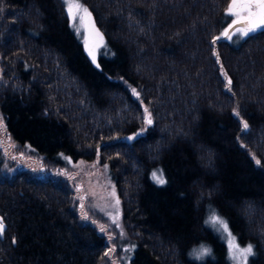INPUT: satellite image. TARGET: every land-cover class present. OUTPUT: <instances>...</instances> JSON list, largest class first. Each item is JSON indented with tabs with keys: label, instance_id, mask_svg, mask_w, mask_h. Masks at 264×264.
<instances>
[{
	"label": "trees",
	"instance_id": "obj_1",
	"mask_svg": "<svg viewBox=\"0 0 264 264\" xmlns=\"http://www.w3.org/2000/svg\"><path fill=\"white\" fill-rule=\"evenodd\" d=\"M80 1L95 64L63 0H0V264H231L213 212L264 264V32L213 43L230 0ZM95 160L120 227L77 186Z\"/></svg>",
	"mask_w": 264,
	"mask_h": 264
},
{
	"label": "snow or ice",
	"instance_id": "obj_2",
	"mask_svg": "<svg viewBox=\"0 0 264 264\" xmlns=\"http://www.w3.org/2000/svg\"><path fill=\"white\" fill-rule=\"evenodd\" d=\"M63 3L66 7L67 14L70 20L73 21V27L75 28L78 35L81 36L83 39V36L80 31V27L77 26L79 24L80 26H84L85 23L89 24L93 31H95L96 35L100 37L102 40V36H100V33L98 30L95 29V22L92 20V14L89 12V10L83 6L82 3H80V0H63ZM225 15L232 17L231 23L228 24V26L222 31L221 35L214 38L213 43H215L217 40L224 38L227 40H231L233 35H238L240 37H249L256 32H264V0H230L228 7L225 10ZM85 45L87 47V40L85 39ZM89 56L92 57V62L96 63V57L94 54V51L92 49H88ZM213 55L217 56V62L219 63V54L214 52ZM99 67V65H96ZM221 72L225 76V79L227 81V87L228 90L231 91V84L232 81L228 77L227 73L224 72L223 66L221 65ZM132 93L134 96L139 98V92L135 88L132 89ZM233 114L236 117L240 116L239 110L233 109ZM145 125L150 126L153 123L152 115L149 112L148 108H144V116H143ZM240 124L242 126V131H246L249 128V125L246 120L240 119ZM0 128H3L2 125V119H0ZM146 129H141V132L145 131ZM6 131V129H5ZM139 135V133L137 134ZM134 137H128L129 140L133 139ZM8 140L10 142V145L12 147H15L14 144H11V137H8ZM3 146V142L0 141V147ZM23 155V153H21ZM15 158V157H13ZM253 160L255 161V164L259 166L261 164V161L255 157L253 154L252 156ZM105 168H107V165H105ZM153 179L158 184H165L166 180L163 178V171L159 170V175H157L156 172H153ZM79 191V188L77 189ZM114 189H113V195H114ZM81 201H83L84 197H80ZM116 204L119 205V200H116ZM81 208L83 209V203H81ZM113 223L117 225V227H120L118 220L116 217H113ZM206 224H210L214 229L221 232V234L224 236V238L228 242V247L230 254L232 256L233 260H236L237 257L240 258L242 261V264H247V258L250 255H253V246L251 244L240 247L235 242V237L232 235L231 231L229 230L227 221H225L223 218H221L219 215L213 214L208 218V220L205 221ZM104 226H101V231H104ZM5 232V225L3 223V218H0V238L3 237ZM121 235H123V229H121ZM111 239V237H109ZM15 239H13L12 243H15ZM134 249V246H132L129 249H126L125 251L130 252ZM211 250L203 245H201L198 249H194L190 255L193 256L194 259L202 260L204 256L210 255ZM105 255H108L106 252ZM130 259V257H129Z\"/></svg>",
	"mask_w": 264,
	"mask_h": 264
},
{
	"label": "rangeland",
	"instance_id": "obj_3",
	"mask_svg": "<svg viewBox=\"0 0 264 264\" xmlns=\"http://www.w3.org/2000/svg\"><path fill=\"white\" fill-rule=\"evenodd\" d=\"M80 3L82 2L80 1ZM83 6L86 7L84 4ZM87 9L89 10V8ZM92 20H94L93 15H92ZM77 26L80 27V31L83 36L82 40L87 52L88 49H92L96 56V54L100 49V46L104 43V36H102L101 33L99 32L100 36H102V40H101L100 37L96 35L95 31H93L92 27L87 23H85L84 26H80L79 24H77ZM95 29L98 30V27L96 25H95ZM85 39L87 40V47L85 45ZM5 161L6 162L4 163L3 170L10 171L11 173H13L15 168L13 166H10L9 160L7 161L5 159ZM76 168H77L76 171L78 173L76 178L77 186L83 190V195L87 197L88 207L90 208V210L99 214H104V215L108 214L111 217V219L113 217H116L118 215V209L116 204L117 199H116L115 188H113V184L111 183L109 177L107 176V171L105 167H101L98 164L97 160H95V162L80 161L76 166ZM113 189L115 193L114 195H113ZM218 232L221 234L220 231ZM221 237H223L226 247L228 248V256L229 259L231 260V264H242V261L240 260L239 257H237L236 260L232 259L228 247V242L222 234ZM235 242L238 244L236 239ZM238 245L240 247H245V246H241L240 244ZM249 257L250 256H248L247 258V262L249 260Z\"/></svg>",
	"mask_w": 264,
	"mask_h": 264
}]
</instances>
